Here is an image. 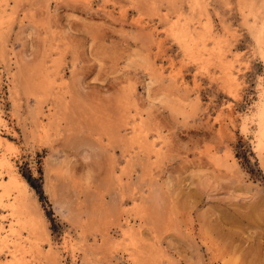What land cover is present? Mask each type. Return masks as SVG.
Listing matches in <instances>:
<instances>
[{"label": "rangeland", "instance_id": "rangeland-1", "mask_svg": "<svg viewBox=\"0 0 264 264\" xmlns=\"http://www.w3.org/2000/svg\"><path fill=\"white\" fill-rule=\"evenodd\" d=\"M263 107L264 0H0V264H264Z\"/></svg>", "mask_w": 264, "mask_h": 264}, {"label": "bare ground", "instance_id": "bare-ground-1", "mask_svg": "<svg viewBox=\"0 0 264 264\" xmlns=\"http://www.w3.org/2000/svg\"><path fill=\"white\" fill-rule=\"evenodd\" d=\"M259 122H260L259 123L260 137L258 140L259 146H257V147H259L260 151L264 152V107L261 111ZM3 187H5V186L3 185ZM7 187H8V185L5 188V192L8 193L9 187L8 188ZM12 187L14 189H16L17 194L15 196L14 201L9 205V209L12 210L11 212H13V214L16 215V217L18 219L17 220L18 228L22 229L23 231L28 232L29 235L34 237V235L37 234L36 231H38V223L40 224V220L33 213L35 211V209L32 205L30 195H29L28 190H27V185H26L25 181L19 177V175H16L13 173V175L11 177V181H10V188H12ZM13 231L17 232V235H20V236L22 235V234H20V231L17 229H15ZM0 241L2 243H5V244H6V242L9 243L8 241H6V236H4L1 231H0ZM16 242H18V241H16ZM12 244H13V242H12ZM16 244L17 243H15V246H13V247H15V251L13 250L14 251V254H13L14 262H15V264H24L23 259L20 257L21 255L24 254L23 246L21 243H19L17 245ZM33 245H34V243H33Z\"/></svg>", "mask_w": 264, "mask_h": 264}]
</instances>
